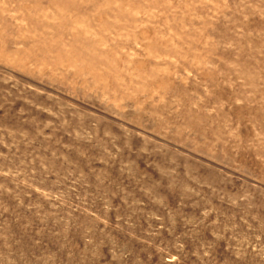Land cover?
<instances>
[{
  "label": "rangeland",
  "instance_id": "374dc122",
  "mask_svg": "<svg viewBox=\"0 0 264 264\" xmlns=\"http://www.w3.org/2000/svg\"><path fill=\"white\" fill-rule=\"evenodd\" d=\"M0 264H264V0H0Z\"/></svg>",
  "mask_w": 264,
  "mask_h": 264
}]
</instances>
